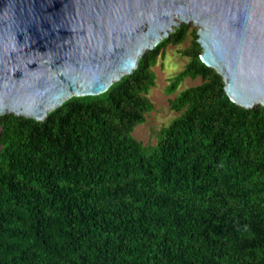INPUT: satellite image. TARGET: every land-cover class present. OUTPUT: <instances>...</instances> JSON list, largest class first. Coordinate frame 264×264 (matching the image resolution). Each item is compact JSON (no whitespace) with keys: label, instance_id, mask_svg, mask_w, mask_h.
<instances>
[{"label":"trees","instance_id":"1","mask_svg":"<svg viewBox=\"0 0 264 264\" xmlns=\"http://www.w3.org/2000/svg\"><path fill=\"white\" fill-rule=\"evenodd\" d=\"M197 31L181 23L44 120L0 114V264H264V105L230 99ZM169 46L188 62L167 92L201 81L170 99L180 115L147 153L133 132Z\"/></svg>","mask_w":264,"mask_h":264},{"label":"water","instance_id":"2","mask_svg":"<svg viewBox=\"0 0 264 264\" xmlns=\"http://www.w3.org/2000/svg\"><path fill=\"white\" fill-rule=\"evenodd\" d=\"M181 23L232 101L264 105V0H0V114L105 92Z\"/></svg>","mask_w":264,"mask_h":264},{"label":"rangeland","instance_id":"3","mask_svg":"<svg viewBox=\"0 0 264 264\" xmlns=\"http://www.w3.org/2000/svg\"><path fill=\"white\" fill-rule=\"evenodd\" d=\"M188 41L182 46H186ZM188 57L178 53L177 47L169 46L164 57H160L153 71L156 75V84L149 92V97L155 104L154 109L148 113L145 122L136 126L133 135L146 146L147 153L157 149L159 130L169 125L180 113L170 106V99L181 90L200 83V78L184 79L178 86L177 92L168 93L167 88L171 79L184 69ZM1 129V128H0ZM1 148V145H0Z\"/></svg>","mask_w":264,"mask_h":264}]
</instances>
